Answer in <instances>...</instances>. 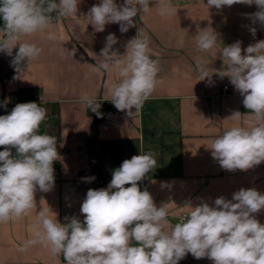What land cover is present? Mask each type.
I'll return each mask as SVG.
<instances>
[{"label": "clouds", "instance_id": "obj_1", "mask_svg": "<svg viewBox=\"0 0 264 264\" xmlns=\"http://www.w3.org/2000/svg\"><path fill=\"white\" fill-rule=\"evenodd\" d=\"M79 4L80 0H0V52L12 56L18 49L12 60L18 74L43 51L26 38L46 32V39L55 41L56 34L50 31L54 20L77 16ZM234 4H255L258 11L252 17L264 25V0H207L209 9ZM157 10L162 18L170 16L171 0H157ZM149 11V0H124L123 4L99 0L86 17L98 32L115 23L124 33L136 26L138 13L143 20ZM251 32L255 35L256 29ZM218 41L212 28L196 35V47L201 52L210 51ZM116 42L114 34L106 37L93 69L97 73L117 71L119 81H106L104 87L115 108L132 116L160 83L159 62L151 58L147 33L139 30L123 56L112 51ZM68 52L75 55V49ZM221 55L224 67L211 74L205 62L196 61L199 81L211 80L213 74L227 76L255 123L250 128L224 130L209 149L222 169L247 171L264 162V40L246 49L236 41L223 46ZM81 102L98 113L100 103L94 97L84 94ZM46 116V108L35 102L18 103L9 114L0 115V146L4 147L0 151V223L27 216L37 208L36 192L54 187L53 164L60 156L56 137L40 132ZM240 117L236 111L230 118L238 121ZM156 163L152 151L125 159L112 172L106 188L87 191L80 207L83 222L73 217L61 223L54 212L49 215L47 209L40 210L33 238L25 240L19 251L39 244L53 257L62 255L65 264H178L189 253L212 264H264V224L255 216L264 210V193L241 188L230 200L221 196L211 206L207 202L196 206L186 203L187 215L171 225L167 204L157 207L150 192L139 186ZM82 179L91 182L95 177Z\"/></svg>", "mask_w": 264, "mask_h": 264}, {"label": "crops", "instance_id": "obj_2", "mask_svg": "<svg viewBox=\"0 0 264 264\" xmlns=\"http://www.w3.org/2000/svg\"><path fill=\"white\" fill-rule=\"evenodd\" d=\"M98 3L99 0H80L77 16L54 20L50 31L56 34L55 41H48L46 32L27 37L43 51L27 67L25 63L21 74L12 65L18 49L13 50L12 56L3 53L0 59V99L8 103L6 111L0 109V115L9 114L18 103L35 102L45 107L47 116L40 132L56 137L60 156L53 164L54 187L35 194L37 208L21 219L0 223V264H65L62 255L53 257L48 248L39 244L19 251L25 240L33 238L38 212H54L61 223L73 217L83 222L80 207L87 191L108 186L95 187V183L81 182L76 177L90 163L86 142L92 119L81 102L84 94L111 108L98 125L100 140L118 141L124 154L155 153L156 166L141 181V190L146 188L150 192L157 207L167 204L171 225L187 215L188 209L183 207L186 203L196 206L207 202L211 206L221 196L230 200L241 188L264 193V162L247 171H227L209 149L224 130L254 125L242 103L243 97L227 76L213 74L211 80L199 81L195 70L197 60L207 64L210 74L222 69L223 46L240 41L242 49H246L264 40V25L252 17L257 6L234 4L217 10L209 9L207 0H171L172 14L162 18L158 15L157 0H149L150 11L144 19L140 20L138 13L134 18L136 26L121 33L119 24H108L102 32L89 24L87 13ZM116 3L123 4L124 0ZM204 28H212L219 39L207 52L196 47V35ZM252 28L256 29L255 35ZM139 30L150 39L151 58L159 62L160 83L142 108L128 116L127 111L117 110L109 101L110 93L104 87L106 81H119L117 71L97 73L93 66L100 60L109 34L117 40L112 51L123 56ZM73 49L72 56L68 51ZM15 96L19 102L13 104ZM35 96H41L43 101L36 102ZM236 111L241 113L238 121L230 118ZM107 165L114 170L112 160H107ZM255 216L264 224V210ZM183 264L212 261L196 259L189 253Z\"/></svg>", "mask_w": 264, "mask_h": 264}, {"label": "trees", "instance_id": "obj_3", "mask_svg": "<svg viewBox=\"0 0 264 264\" xmlns=\"http://www.w3.org/2000/svg\"><path fill=\"white\" fill-rule=\"evenodd\" d=\"M109 112H111V108L104 104H100L98 113L88 110V116L92 119L89 131L90 134L86 142L90 163L87 168L79 171L76 177L78 181L86 182L82 178L94 176L95 179L91 182L95 183V187H104L108 185L112 179V172L118 168L125 159H131V157L134 156L133 154H124L122 146H120L118 141L100 140L98 125L102 121V117ZM107 160L113 161L114 170L108 168ZM141 183L142 182H139L140 188ZM185 259L186 257L180 260L178 264H183Z\"/></svg>", "mask_w": 264, "mask_h": 264}, {"label": "built area", "instance_id": "obj_4", "mask_svg": "<svg viewBox=\"0 0 264 264\" xmlns=\"http://www.w3.org/2000/svg\"><path fill=\"white\" fill-rule=\"evenodd\" d=\"M3 57V52H0V59ZM224 90H229L228 87H225ZM35 101L36 102H42L43 98L41 96H35ZM19 102V97L15 96V98L13 99V104L18 103ZM8 105V103H6L3 98L0 99V109L2 111H6V107L4 105ZM4 150L3 146H0V151ZM13 154H15V149H12Z\"/></svg>", "mask_w": 264, "mask_h": 264}]
</instances>
